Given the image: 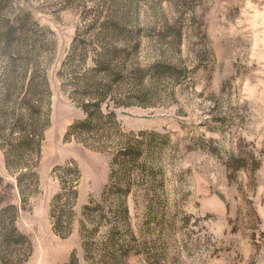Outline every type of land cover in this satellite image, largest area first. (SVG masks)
<instances>
[{
    "label": "rangeland",
    "instance_id": "374dc122",
    "mask_svg": "<svg viewBox=\"0 0 264 264\" xmlns=\"http://www.w3.org/2000/svg\"><path fill=\"white\" fill-rule=\"evenodd\" d=\"M0 112V264H264V0H0Z\"/></svg>",
    "mask_w": 264,
    "mask_h": 264
},
{
    "label": "trees",
    "instance_id": "16d2710c",
    "mask_svg": "<svg viewBox=\"0 0 264 264\" xmlns=\"http://www.w3.org/2000/svg\"><path fill=\"white\" fill-rule=\"evenodd\" d=\"M1 114H2V112H0V115ZM18 118H19V116H18ZM5 120H7V119H5ZM5 123H7V122L5 121ZM5 123H3V124H5ZM17 124L20 127H21V125L23 126V123H20L19 119H18L16 125ZM34 129L35 128H34L33 124H29V126L26 127V128L24 127L23 130L25 131V135H24V137H22V139L19 141V143H18V141L16 143H10V145H9V152L10 153H8L9 157H11V156H14V157L15 156H19V153H18L19 149H21V147L24 146V145H28L29 146L28 143L32 140L31 138H33V136L36 135V131Z\"/></svg>",
    "mask_w": 264,
    "mask_h": 264
}]
</instances>
